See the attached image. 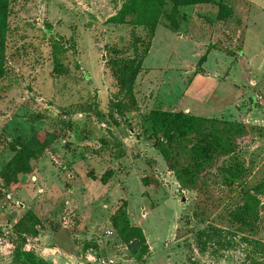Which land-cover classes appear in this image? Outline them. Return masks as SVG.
<instances>
[{"label": "rangeland", "instance_id": "rangeland-1", "mask_svg": "<svg viewBox=\"0 0 264 264\" xmlns=\"http://www.w3.org/2000/svg\"><path fill=\"white\" fill-rule=\"evenodd\" d=\"M216 1L165 5L153 42L143 6V24L107 22L124 0L10 5L0 264H28L17 251L43 264H251L247 247L195 243L211 227L264 244V0ZM187 99L212 114L166 128L157 113Z\"/></svg>", "mask_w": 264, "mask_h": 264}, {"label": "trees", "instance_id": "trees-1", "mask_svg": "<svg viewBox=\"0 0 264 264\" xmlns=\"http://www.w3.org/2000/svg\"><path fill=\"white\" fill-rule=\"evenodd\" d=\"M19 0H0V75L3 72V45L5 39V33L7 30V18L9 16L10 5ZM213 3L219 7H222V4L216 0H124L118 12L110 17L107 22L112 24H132L137 23L143 24L148 22L151 28V32L154 33V30L158 24V18L161 15V9L169 4L174 13H177L178 9L181 7L195 6L199 4ZM143 7L147 9L148 16L146 21H139V10ZM171 30H174L172 28ZM152 33V34H153ZM142 58L134 62L132 69L124 75V79H129V83L132 84L136 75L139 72L140 63ZM205 59V55L201 56L198 64L202 63ZM195 73H199L196 71ZM184 112H175V113H166L159 112L157 113L158 119L165 123L166 128L174 126L175 128L184 127L190 121H195L198 119H203L201 117H196L191 114ZM168 120V121H167ZM205 120V119H204ZM166 121V122H165ZM159 151L164 157L166 156V150L159 145ZM225 182L227 185L232 186L235 183L241 184V181H238L232 174H227L225 177ZM132 232H139L138 229H132ZM195 243L196 246L205 252L206 250H212L213 253H216L220 250L229 251L234 249L236 246L247 247L250 251L249 257H247L251 264H264V244L259 241H254L245 237H239L236 233L226 232L221 229L207 227L202 230L196 231L195 233ZM146 250L144 247L143 251H138L137 259L142 256L143 252ZM17 256L23 258L24 262L28 264H43L41 262L35 261L33 257L26 253H19L17 251ZM189 264H198L194 261H190Z\"/></svg>", "mask_w": 264, "mask_h": 264}, {"label": "crops", "instance_id": "crops-1", "mask_svg": "<svg viewBox=\"0 0 264 264\" xmlns=\"http://www.w3.org/2000/svg\"><path fill=\"white\" fill-rule=\"evenodd\" d=\"M157 30H159L158 28L155 30V33H154V36H153V39H152V42L154 41V37L157 35L156 33L158 32ZM179 40L181 39V38H183V36H178L177 37ZM151 48H152V44H151ZM150 53V52H149ZM198 91V90H197ZM193 100V99H192ZM190 99L188 100H186V102H183L182 103V112H184V113H189V114H191L190 112L191 111H189V109H190V107L192 106H189L190 105ZM194 102H197V101H194ZM198 103V102H197ZM198 104H200V105H196V107L194 108V112L196 113L195 115H193V114H191V115H193V116H202V115H204L205 113H208V115L209 114H212L211 113V110H207L206 111V109L204 108V107H199V106H202L201 105V103H198ZM205 105V104H204ZM193 107V106H192ZM207 116V115H206Z\"/></svg>", "mask_w": 264, "mask_h": 264}, {"label": "built area", "instance_id": "built-area-1", "mask_svg": "<svg viewBox=\"0 0 264 264\" xmlns=\"http://www.w3.org/2000/svg\"><path fill=\"white\" fill-rule=\"evenodd\" d=\"M257 100H260V98H257ZM100 264H104V262H101Z\"/></svg>", "mask_w": 264, "mask_h": 264}]
</instances>
